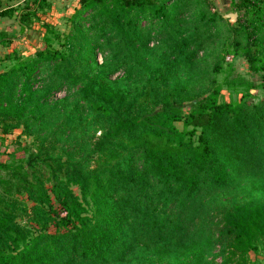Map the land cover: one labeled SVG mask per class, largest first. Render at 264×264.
Masks as SVG:
<instances>
[{"label": "trees", "instance_id": "1", "mask_svg": "<svg viewBox=\"0 0 264 264\" xmlns=\"http://www.w3.org/2000/svg\"><path fill=\"white\" fill-rule=\"evenodd\" d=\"M79 2L0 72V128L32 137L0 161V264H250L264 201L226 195L245 177L264 196V0H232L234 21L212 0Z\"/></svg>", "mask_w": 264, "mask_h": 264}, {"label": "rangeland", "instance_id": "2", "mask_svg": "<svg viewBox=\"0 0 264 264\" xmlns=\"http://www.w3.org/2000/svg\"><path fill=\"white\" fill-rule=\"evenodd\" d=\"M57 0H55L56 2ZM53 0H47L46 4L42 6V10L38 11V16L32 19H26L23 21L24 27L20 25L21 18L19 12L15 11L7 18L0 16V72L8 69L13 61L5 59L7 55H14L15 51H20L24 55H28L35 51L37 45H42L44 39L43 36L46 33V29L41 26V20L52 25L54 31L64 35L70 30L71 17L75 14L76 10L80 6L79 0H69V2L63 3L62 7L55 6ZM61 2V1H59ZM215 9L221 14L227 17L229 13H236L232 7V0H212ZM57 3V2H56ZM69 4V5H68ZM24 3L22 6H24ZM1 9V6H0ZM237 14V13H236ZM237 18V16H236ZM236 18H231L234 21ZM24 28V29H23ZM49 35L55 40L54 46L58 47V41L55 39L53 33ZM229 62H234L236 72L245 76L248 79L257 81L260 79V74L251 70L248 62L245 58L239 57L234 60L233 55L226 54L223 61L224 66H227ZM223 78L219 76V81ZM252 93L255 95V101H259L264 97L263 90L260 88L253 89ZM64 92L60 93L58 97H62ZM241 96V90L231 89L223 87L220 94V101H235ZM178 127L183 129V122L177 123ZM25 144H32V137H28L24 133L22 127L14 129L11 133H3L0 128V161L6 162L11 159L12 154H17V157L22 158L25 156L23 146ZM252 182V179H244L241 181L242 186L235 187L231 192H227L226 197L232 198L236 196L238 200L253 199L254 197L260 198L264 201V196L261 193L247 192L248 187ZM244 188V190H243ZM78 192V191H77ZM221 259H217L215 264H220ZM250 264H264V248L259 247L258 251H252L250 253Z\"/></svg>", "mask_w": 264, "mask_h": 264}, {"label": "crops", "instance_id": "3", "mask_svg": "<svg viewBox=\"0 0 264 264\" xmlns=\"http://www.w3.org/2000/svg\"><path fill=\"white\" fill-rule=\"evenodd\" d=\"M26 0H0V6H1V10H5L7 8H11V7H16L18 5H21L25 2ZM55 2V0H53ZM61 1V2H59ZM69 2V0H57L55 2V4H53V8H55V6H59V7H62L63 6V3ZM69 5V4H68ZM4 18H7L8 16H2Z\"/></svg>", "mask_w": 264, "mask_h": 264}, {"label": "water", "instance_id": "4", "mask_svg": "<svg viewBox=\"0 0 264 264\" xmlns=\"http://www.w3.org/2000/svg\"><path fill=\"white\" fill-rule=\"evenodd\" d=\"M236 16H237V14L236 13H229L228 15H227V17H229V18H236Z\"/></svg>", "mask_w": 264, "mask_h": 264}]
</instances>
